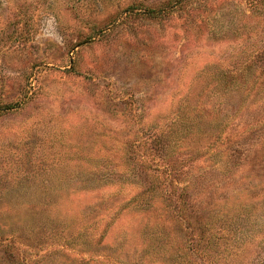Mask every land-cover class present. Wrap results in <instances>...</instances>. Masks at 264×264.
I'll use <instances>...</instances> for the list:
<instances>
[{"label": "rangeland", "instance_id": "374dc122", "mask_svg": "<svg viewBox=\"0 0 264 264\" xmlns=\"http://www.w3.org/2000/svg\"><path fill=\"white\" fill-rule=\"evenodd\" d=\"M16 103L0 264L156 263L187 222L236 247L224 264H264V0H0Z\"/></svg>", "mask_w": 264, "mask_h": 264}, {"label": "trees", "instance_id": "16d2710c", "mask_svg": "<svg viewBox=\"0 0 264 264\" xmlns=\"http://www.w3.org/2000/svg\"><path fill=\"white\" fill-rule=\"evenodd\" d=\"M176 2V1H175ZM177 3V2H176ZM173 5V4H171ZM134 5H126L125 9L134 10ZM17 105L14 104H0V115L3 113L13 110ZM173 171L166 172L167 177H170V181L173 180ZM146 190H141L139 194H136L132 197V206L135 201L144 195H146ZM130 202V201H129ZM130 204H127L125 207H128ZM130 205V206H131ZM180 213L179 209L177 210ZM184 234L181 238L171 237V235L162 234L158 232L156 235V241L160 244L155 245L158 247L157 253L159 254V259L155 263L152 260L154 251L151 247H145L144 255L146 256V264H224L228 258L232 255H236L233 251L236 247H227L221 249L220 237H216V234L210 232V224L204 223L200 224L197 227H192L190 222H187L183 228ZM104 238V233L99 236L97 244L103 246L102 240ZM123 245V244H122ZM152 245V244H151ZM88 258L84 261V264H90L94 262L92 257V252L89 248L84 247ZM123 246L117 248V252L123 251ZM221 249V250H220ZM238 249V248H237ZM106 257H101L103 261L109 262L106 260ZM111 264H128L126 258H122L120 253H117L112 257ZM25 264V263H23ZM143 264V263H140Z\"/></svg>", "mask_w": 264, "mask_h": 264}]
</instances>
